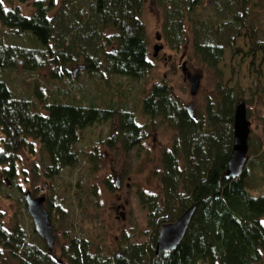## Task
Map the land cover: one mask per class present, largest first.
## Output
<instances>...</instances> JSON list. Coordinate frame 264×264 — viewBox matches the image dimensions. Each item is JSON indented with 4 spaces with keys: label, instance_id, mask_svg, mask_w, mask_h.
<instances>
[{
    "label": "trees",
    "instance_id": "trees-1",
    "mask_svg": "<svg viewBox=\"0 0 264 264\" xmlns=\"http://www.w3.org/2000/svg\"><path fill=\"white\" fill-rule=\"evenodd\" d=\"M66 1L50 18L56 0H0V27L24 41L22 45L8 43L0 35V192L10 187L24 199L17 182V167L24 154H39L38 167L35 164L32 170L33 183L41 178L51 183L81 161L95 173L96 156L76 148L85 131L117 123V133L100 143L113 149L120 142L122 151L129 153L139 148L148 132L156 131L161 120L174 132L160 156L161 193L157 198L138 195L140 205L148 210L152 232L142 244L124 238L117 252L109 255L92 251L85 240L70 238L55 261L31 221L28 230L19 222L6 229L0 212V264H8L9 258L15 264H264V177L263 190L257 196H252V188L247 186L246 170L235 180L224 177L232 148L233 113L241 98L237 85L230 87L217 80L203 111L192 117L161 80L152 84L148 93L143 92L140 109L147 123L137 124L134 113L116 107L111 92L116 91L113 96L121 105L123 92L118 84L107 86L104 76L140 84L149 75L143 21L147 0ZM204 1L150 0L161 16V39L168 48H190L198 63L216 75L226 50L231 56L240 55L236 48L240 38L248 43L246 56L254 60L257 54H264V35L256 27L260 22L252 16L264 9V0H210L209 9L204 8ZM22 4H31L30 15H23ZM20 62L28 72L49 67L50 78L59 81L61 76L70 81L75 75L68 73L67 67H79L90 78H99L98 89L108 88L109 99L104 100L106 94L94 95L85 104L83 90L72 84L69 87L67 80H61L50 97L35 83L28 96L18 98L5 74L16 70ZM75 95H81V100ZM248 150L249 155L258 154L252 167L264 176V142L251 153L248 139ZM44 198L51 224H56L52 210L63 220L62 205L51 195ZM193 205L195 211L180 244L156 255L160 227L174 223Z\"/></svg>",
    "mask_w": 264,
    "mask_h": 264
},
{
    "label": "rangeland",
    "instance_id": "rangeland-1",
    "mask_svg": "<svg viewBox=\"0 0 264 264\" xmlns=\"http://www.w3.org/2000/svg\"><path fill=\"white\" fill-rule=\"evenodd\" d=\"M63 0H56L57 7L53 8L49 17L56 14L59 4ZM69 4V0L66 1ZM14 3H18L15 1ZM144 7L143 21L145 22L148 38V59L151 63V72L146 80L139 83H128L125 79L104 76L109 84H118L122 94V105L117 102L114 92H111V99L117 108L127 109L134 113L135 122L147 123L141 115L140 98L143 92L148 93L152 84L166 81L171 95L184 107L193 104L194 113L202 112L206 97L213 95L217 80L230 87L236 86L241 98L245 102L246 117L250 123L249 148L251 153H256L257 147L264 142V54L259 53L253 60L246 56L248 43L245 38L236 42V48L241 50L237 57L231 56L226 50L223 62L219 65L218 72L207 70L193 57L190 48L173 51L166 46L161 39V19L147 0ZM23 15L28 16L33 11L31 4L19 5ZM211 1H204V8L209 9ZM258 17L260 24H257V31L264 35V9L257 10L252 15ZM1 37L8 43L23 44L21 38L13 36L10 32L0 27ZM264 37V36H263ZM159 38V41L158 39ZM25 39V38H24ZM26 40V39H25ZM52 46V44H51ZM154 46H162L157 58H153ZM109 47H106V51ZM183 63L191 73H201L202 80L200 88L195 97L190 95V86L186 82L185 74L181 72L180 65ZM253 64V65H251ZM76 66L67 67L68 73H73ZM61 72V70H60ZM259 73V75H257ZM69 81L66 76L61 80H67L66 85L72 84L75 88L83 90V102L89 103L94 95H105L104 100L109 99V89L100 87L98 89L97 76L91 78L83 70H77ZM13 94L18 97H26L30 94L31 87L36 83L42 89L43 94L50 97L60 87L59 80H52L49 75V67H42L38 70H24L22 62L19 67L5 74ZM62 85V84H61ZM81 95L75 98L81 100ZM120 96V94H119ZM87 98V99H86ZM102 99V98H101ZM238 101V102H239ZM237 102V103H238ZM115 122V121H114ZM116 124V123H115ZM113 122L107 125H100L82 134L81 141L77 144L81 153L96 156L95 173L90 172V167L84 161L74 170L65 169L59 177L51 183L40 179L37 183L32 182V170L36 164L38 167L39 154L20 157L17 167V182L24 193L35 191L32 198L48 195L57 200L61 205L63 220H60L59 213L52 210V229L55 236L53 248V259L56 261L61 256V249L67 246L70 238L85 240L90 243L92 251H101L104 254L117 252L119 242L124 238L134 243H145L149 241L152 229L148 227V210L140 205L138 195L157 198L160 196L158 172L161 168L160 156L165 151L173 136V131L161 120L156 123L155 142L153 138L144 141L142 146L125 153L121 145L115 144L113 149L107 148L100 141L108 140L113 132ZM149 133V132H148ZM153 134V133H152ZM249 151V150H248ZM257 155H249L246 164L247 186L251 189V195L261 194L263 187L261 177L263 174L255 172L252 162ZM257 173V174H256ZM258 175L257 177L254 175ZM116 177L120 178V188H115ZM110 186V187H108ZM10 188V187H9ZM2 189L0 192V212L3 215V224L6 229L13 227L19 222L26 230L30 224V218L26 212L22 193L14 189ZM262 188V189H261ZM120 206L125 207L124 219L121 220L117 210ZM59 210V209H57ZM51 216V215H50ZM52 217V216H51ZM32 223V222H31ZM33 226V224H32ZM31 230V228H30ZM36 234V233H35ZM37 236V235H36ZM67 236V237H66ZM29 237L33 239L32 234ZM35 238V236H34ZM39 239V238H38ZM34 240V239H33ZM40 240V239H39ZM10 259V258H9ZM6 260L8 264H15L13 260Z\"/></svg>",
    "mask_w": 264,
    "mask_h": 264
},
{
    "label": "water",
    "instance_id": "water-1",
    "mask_svg": "<svg viewBox=\"0 0 264 264\" xmlns=\"http://www.w3.org/2000/svg\"><path fill=\"white\" fill-rule=\"evenodd\" d=\"M159 41V39H158ZM162 50V46H154L153 58H156ZM80 69L79 67L77 70ZM76 71V70H75ZM75 71L73 73H75ZM202 80V74H187L186 82L190 85V95L195 97L198 93ZM193 105L186 107L192 116ZM233 135L232 148L227 160L224 177L226 180H235L241 177L245 171L248 161V139L250 134V123L246 117L245 102L240 100L235 106L233 113ZM26 212L33 224L37 237L45 244L49 252H53L55 237L51 225L50 215L46 210L45 198H32L29 192L24 194ZM195 205L188 208L174 223L164 224L160 227L154 246V253L159 255L174 250L184 238L192 216Z\"/></svg>",
    "mask_w": 264,
    "mask_h": 264
},
{
    "label": "flooded vegetation",
    "instance_id": "flooded-vegetation-1",
    "mask_svg": "<svg viewBox=\"0 0 264 264\" xmlns=\"http://www.w3.org/2000/svg\"><path fill=\"white\" fill-rule=\"evenodd\" d=\"M157 39H159V38H157ZM157 57H158V55H157ZM156 57V58H157ZM180 70H181V72L182 73H184L185 74V79H186V76H187V74H194V73H191L190 71H189V69L183 64V63H181V65H180ZM149 72H151V70L149 71ZM201 74V73H200ZM190 86V85H189ZM193 105V104H192ZM183 106V105H182ZM188 106V105H187ZM186 106V107H187ZM186 107H185V109H186ZM187 111V110H186ZM192 114L194 115V111L192 110ZM190 115V114H189ZM193 115H192V117H193ZM191 116V115H190ZM115 122H117V121H115ZM113 132H112V134H111V136L110 137H112L113 135H115L116 133H117V128H118V125H117V123L116 124H113ZM157 130V129H156ZM153 133V134H152ZM151 134H149V133H147L146 135H145V139L144 140H141L140 142H139V146H142L143 145V143H144V141H146V140H149V139H151V138H153V142H155V134H156V131L155 132H152ZM173 136H174V132H173ZM173 136H172V139H173ZM116 144H118V145H121V143L120 142H117ZM120 178L119 177H116V181H115V188L116 189H118V188H120ZM117 210H120V212L118 213V215L120 216V218H121V220H123L124 219V212H125V207L124 206H120L119 208H117L116 209V211ZM55 237V236H54Z\"/></svg>",
    "mask_w": 264,
    "mask_h": 264
}]
</instances>
